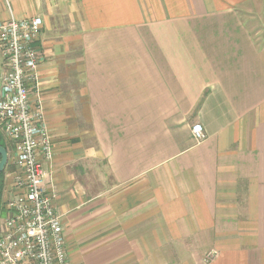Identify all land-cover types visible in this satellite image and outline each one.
<instances>
[{
  "label": "crops",
  "instance_id": "0c3cea01",
  "mask_svg": "<svg viewBox=\"0 0 264 264\" xmlns=\"http://www.w3.org/2000/svg\"><path fill=\"white\" fill-rule=\"evenodd\" d=\"M37 16L72 264H264V0H0V22ZM77 154L113 185L76 176Z\"/></svg>",
  "mask_w": 264,
  "mask_h": 264
},
{
  "label": "built area",
  "instance_id": "2783aa9c",
  "mask_svg": "<svg viewBox=\"0 0 264 264\" xmlns=\"http://www.w3.org/2000/svg\"><path fill=\"white\" fill-rule=\"evenodd\" d=\"M43 26L39 16L0 22V132L10 142L15 170L0 201V264H72L56 196L46 187L52 138L40 99L34 110L31 98L39 88ZM192 133L198 142L206 137L200 122Z\"/></svg>",
  "mask_w": 264,
  "mask_h": 264
},
{
  "label": "rangeland",
  "instance_id": "374dc122",
  "mask_svg": "<svg viewBox=\"0 0 264 264\" xmlns=\"http://www.w3.org/2000/svg\"><path fill=\"white\" fill-rule=\"evenodd\" d=\"M248 14V13H247ZM264 17V16H262ZM39 43V42H38ZM41 60H42V51H41ZM4 59L2 57V55L0 54V73L2 71H4ZM74 76V74H73ZM77 78H79L81 76V73L76 74ZM78 84L83 86V83H79V79H78ZM73 88H74V84H73ZM79 92H76L77 95V100H76V108L75 111L77 112V116H72V117H67V123H68V130H70L69 127H71V131L69 132V136H70V141L72 143H76L77 146H80L77 150L80 151V149L82 148V146H84V144H86V142H89V131H90V123H89V117L87 115V101L85 100V95H80L79 97ZM31 98L33 100V105H34V110L37 109V103L38 100L40 99L38 96V91L37 88L32 90L31 92ZM82 110V115L83 116H79V111ZM45 120L47 121V125H48V117L46 116ZM1 137L3 138V141L8 142L7 139L4 137V135L0 132ZM51 135V133H50ZM52 138V136H51ZM9 152V157H11V150H8ZM77 159L76 161L73 162V168L75 171L76 176H78L79 178H81L85 183H87L88 186H90L92 188V185H95L96 187H98V189H100V185H102L104 188L108 187L109 185L112 186L113 182L109 177L108 174V169L107 166L104 162L101 163H94V161L92 162V164H90L88 161H84L83 158H80L81 156L79 154H77L75 156ZM87 165H86V163ZM84 165V166H83ZM87 166L89 168H87ZM82 167V169H81ZM86 168V169H85ZM88 170V171H87ZM13 168L11 167V165H9V162L4 170V176H3V195L5 194V192L7 191V186L9 185V182L11 181V177L14 176L15 170L13 171ZM13 179V177H12ZM6 186V188H5ZM2 195V196H3ZM217 254L216 251H212L211 255L209 258H213L215 255ZM208 258V259H209Z\"/></svg>",
  "mask_w": 264,
  "mask_h": 264
},
{
  "label": "water",
  "instance_id": "95a60500",
  "mask_svg": "<svg viewBox=\"0 0 264 264\" xmlns=\"http://www.w3.org/2000/svg\"><path fill=\"white\" fill-rule=\"evenodd\" d=\"M0 176L4 172L8 162H9V152L3 145L0 144Z\"/></svg>",
  "mask_w": 264,
  "mask_h": 264
},
{
  "label": "trees",
  "instance_id": "16d2710c",
  "mask_svg": "<svg viewBox=\"0 0 264 264\" xmlns=\"http://www.w3.org/2000/svg\"><path fill=\"white\" fill-rule=\"evenodd\" d=\"M8 141V140H7ZM0 144L1 145H3L4 147H6V149L7 150H9L10 149V142L8 141V142H5V141H3V138L1 137V135H0ZM0 160H1V155H0ZM4 173V172H3ZM1 174V176H0V201H1V198H2V195H3V191H2V189H3V176H4V174Z\"/></svg>",
  "mask_w": 264,
  "mask_h": 264
}]
</instances>
